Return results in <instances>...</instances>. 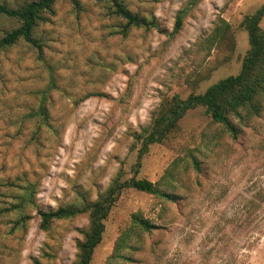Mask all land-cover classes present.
Listing matches in <instances>:
<instances>
[{
  "label": "rangeland",
  "instance_id": "374dc122",
  "mask_svg": "<svg viewBox=\"0 0 264 264\" xmlns=\"http://www.w3.org/2000/svg\"><path fill=\"white\" fill-rule=\"evenodd\" d=\"M31 1L0 0L12 8ZM72 1L57 0L38 27L42 54L24 41L0 48V183L30 182L37 192L26 229L12 231L13 217L0 216V264H73L87 216L42 231L39 211L76 203L79 192L96 200L118 174L159 183L181 198L171 203L122 191L91 264H106L134 214L162 230L127 264H198L202 247L221 261L227 246L237 264H264V205L249 204L264 189V111L233 141L204 108L191 110L177 137L151 146L139 169L134 140L164 99L202 94L240 72L250 49L242 23L264 0H122L132 12L155 17L167 33L132 29L127 36L112 34L125 22L110 16L106 0ZM186 7L183 29L171 39ZM220 19L231 26L230 60L228 50L206 45ZM19 25L0 17V38ZM260 25L264 30V18ZM12 195L14 189L0 185V201ZM152 242L155 253L148 250Z\"/></svg>",
  "mask_w": 264,
  "mask_h": 264
},
{
  "label": "trees",
  "instance_id": "16d2710c",
  "mask_svg": "<svg viewBox=\"0 0 264 264\" xmlns=\"http://www.w3.org/2000/svg\"><path fill=\"white\" fill-rule=\"evenodd\" d=\"M56 1L33 0L17 8L0 2V17L14 18L20 23L17 28L0 38V48H10L18 42L24 41L36 48L39 54H42L43 45L35 34L38 27L48 21L47 16L54 13ZM72 2L77 6V1L73 0ZM106 2L109 5L107 9L110 16L125 22L123 27L116 28L112 34L127 36L132 29H156L167 34L161 29L160 23L155 17L145 18L139 13L132 12L122 0H106ZM189 9L190 7H186L178 12L174 29L168 37L174 39L179 35ZM263 18L264 7L255 14L245 17L242 23L249 37L250 49L244 57L241 70L237 75L218 81L202 94L191 93L186 99L174 95L172 98L162 101L150 123L142 129L141 133L134 135L135 144L140 145L136 166L138 169L142 158L148 153L151 146L170 143L177 137L181 130L182 120L191 110L204 108L211 124L220 126L233 141L238 140L241 128L261 117L264 111V30L260 23ZM206 40L209 50L212 48L228 50L229 55L226 60H230L234 50L232 31L231 26L225 20H219V24ZM38 113L47 118V111L44 107H41ZM190 157L193 169L197 172L201 171V162L194 155ZM0 185L14 189L16 192V195L10 197L11 200L0 201V216L13 217L12 231L26 229L28 222L32 219L27 213V208L36 205V185L30 182L20 186L11 182L0 183ZM126 189H134L171 203H177L181 198L176 193L162 189L159 183L136 178L123 180L122 175L118 174L96 200H91L88 194L79 192L80 197L76 203L39 211V227L42 231H49L57 221L87 216L88 225L81 230L83 236L77 241V252L73 264H91L94 251L102 242L105 222L121 192ZM249 204L253 209L261 208L264 205V189L256 192ZM160 230L162 228L150 220L140 214H134L131 225L120 232L106 264L135 263L134 254L142 251L146 253L144 245ZM156 246L157 244L154 242L150 244L148 249L150 253H155ZM205 249L202 247L201 259L198 264H237L238 257L232 254L230 246L222 250L223 252L227 251L228 254L221 261L212 260L210 257L212 250L207 252ZM34 264L41 263L34 260Z\"/></svg>",
  "mask_w": 264,
  "mask_h": 264
}]
</instances>
